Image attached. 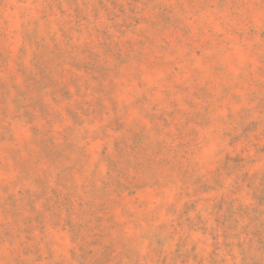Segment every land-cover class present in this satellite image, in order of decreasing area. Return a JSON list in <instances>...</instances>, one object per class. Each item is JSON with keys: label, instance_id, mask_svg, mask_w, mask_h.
Wrapping results in <instances>:
<instances>
[{"label": "rangeland", "instance_id": "obj_1", "mask_svg": "<svg viewBox=\"0 0 264 264\" xmlns=\"http://www.w3.org/2000/svg\"><path fill=\"white\" fill-rule=\"evenodd\" d=\"M0 264H264V0H0Z\"/></svg>", "mask_w": 264, "mask_h": 264}]
</instances>
